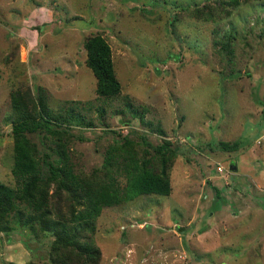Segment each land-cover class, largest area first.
Listing matches in <instances>:
<instances>
[{
	"label": "rangeland",
	"instance_id": "obj_1",
	"mask_svg": "<svg viewBox=\"0 0 264 264\" xmlns=\"http://www.w3.org/2000/svg\"><path fill=\"white\" fill-rule=\"evenodd\" d=\"M216 6L0 0V181L16 185L13 96L31 100L39 86L55 109L79 101L93 121L65 136L76 173H98L125 135L181 148L168 171L169 195L142 194L102 209L92 235L100 264H264V0ZM211 13L222 19L210 20ZM98 33L110 44L122 85L111 99L97 94L87 65L85 42ZM127 102L165 135L144 125ZM42 135L27 132L39 156L46 152ZM12 225L0 234V261L48 263L52 236L37 239Z\"/></svg>",
	"mask_w": 264,
	"mask_h": 264
},
{
	"label": "trees",
	"instance_id": "obj_2",
	"mask_svg": "<svg viewBox=\"0 0 264 264\" xmlns=\"http://www.w3.org/2000/svg\"><path fill=\"white\" fill-rule=\"evenodd\" d=\"M217 1L220 6L216 9L222 10L226 4L251 0ZM208 17L210 20L222 19L213 13ZM231 35L232 32L226 37ZM224 43L227 46L229 40ZM85 48L87 65L97 79V94L107 99L118 97L122 85L106 37L98 33L87 38ZM37 88L39 93L36 97L30 96L31 100L21 92L13 96V106L19 112L13 121L16 140L12 174L16 185L0 181V234L14 230L12 223L15 222L37 239L52 236L46 264H100L102 252L92 241V235L102 209L142 194L169 195L172 185L168 171L181 148L169 139L154 145L144 134L138 135L142 140L139 142L130 135L116 132L123 138L109 147L103 168L89 176L76 173L65 136L73 127H93V121L77 103L79 101L55 109L49 103L45 89ZM26 99L32 105L31 109L27 108ZM126 106L144 125L165 135L160 125L145 119V112L129 102ZM100 113L102 115L104 110ZM39 130L43 132L46 147V152L40 156L27 138V132ZM141 145L144 146L142 151L138 148ZM223 145L230 147L227 143ZM121 174H124V183L119 179ZM52 186L55 187L51 193ZM63 202L67 203V210L63 209ZM0 264L16 263L1 260ZM27 264L42 263L30 261Z\"/></svg>",
	"mask_w": 264,
	"mask_h": 264
},
{
	"label": "water",
	"instance_id": "obj_3",
	"mask_svg": "<svg viewBox=\"0 0 264 264\" xmlns=\"http://www.w3.org/2000/svg\"><path fill=\"white\" fill-rule=\"evenodd\" d=\"M233 167H234V166H233ZM233 167H232V168H233ZM234 170H237V169H236V167H235V169H234Z\"/></svg>",
	"mask_w": 264,
	"mask_h": 264
}]
</instances>
